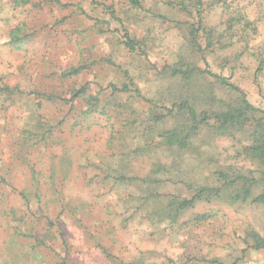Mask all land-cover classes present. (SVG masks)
Segmentation results:
<instances>
[{
  "label": "rangeland",
  "instance_id": "1",
  "mask_svg": "<svg viewBox=\"0 0 264 264\" xmlns=\"http://www.w3.org/2000/svg\"><path fill=\"white\" fill-rule=\"evenodd\" d=\"M137 2L0 0V264H264V0Z\"/></svg>",
  "mask_w": 264,
  "mask_h": 264
},
{
  "label": "trees",
  "instance_id": "2",
  "mask_svg": "<svg viewBox=\"0 0 264 264\" xmlns=\"http://www.w3.org/2000/svg\"><path fill=\"white\" fill-rule=\"evenodd\" d=\"M134 4H137V0H131ZM124 91H128L125 89ZM244 97V96H243ZM177 112L185 117V124L181 129L174 132L168 133L165 135L166 140L171 145H178L180 147H187L189 140L198 135L200 131V125L207 124L211 118H208V113L203 112L199 115L193 107L188 103L185 105H180L177 109ZM261 111L253 107L245 98H242L235 104H228L224 110L214 113L213 121L215 125L213 128L218 133L234 135L241 131L249 130L251 131L250 137L252 138V144L247 147V151L250 153L251 157L261 165H264V120L254 119L255 115ZM202 120L199 122V119ZM208 125V124H207ZM211 127L212 125H208ZM228 187L234 186V184L227 185ZM226 186V187H227ZM240 192H235V199H247L250 195L247 189ZM197 194L191 201H184L179 205L178 209L175 211L177 214L182 210H186L197 201H201L204 195H209L212 197H219L222 193L220 188H200L197 189ZM246 197V198H245ZM253 202L263 203L264 204V195L259 196L254 199ZM264 250V242L258 241V247Z\"/></svg>",
  "mask_w": 264,
  "mask_h": 264
}]
</instances>
